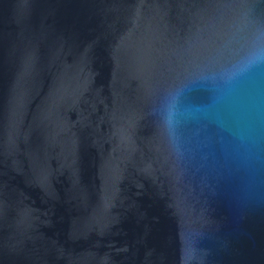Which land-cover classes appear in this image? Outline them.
<instances>
[{
    "label": "water",
    "instance_id": "obj_1",
    "mask_svg": "<svg viewBox=\"0 0 264 264\" xmlns=\"http://www.w3.org/2000/svg\"><path fill=\"white\" fill-rule=\"evenodd\" d=\"M0 264H264V0H0Z\"/></svg>",
    "mask_w": 264,
    "mask_h": 264
}]
</instances>
